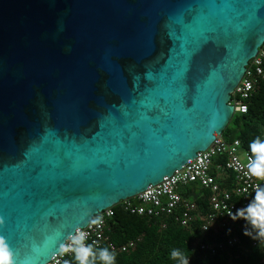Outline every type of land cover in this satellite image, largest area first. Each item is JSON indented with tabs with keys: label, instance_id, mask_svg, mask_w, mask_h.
<instances>
[{
	"label": "water",
	"instance_id": "obj_1",
	"mask_svg": "<svg viewBox=\"0 0 264 264\" xmlns=\"http://www.w3.org/2000/svg\"><path fill=\"white\" fill-rule=\"evenodd\" d=\"M263 45L264 0H0V235L16 264H48L208 150Z\"/></svg>",
	"mask_w": 264,
	"mask_h": 264
},
{
	"label": "trees",
	"instance_id": "obj_2",
	"mask_svg": "<svg viewBox=\"0 0 264 264\" xmlns=\"http://www.w3.org/2000/svg\"><path fill=\"white\" fill-rule=\"evenodd\" d=\"M247 105V113L235 114L222 137L229 143L239 141L241 150L251 153L250 142L257 137L264 140V84L257 87ZM225 162V157L214 159L216 166ZM212 174L217 177L223 191H232L237 187L238 182L232 172H216L213 168ZM179 191L184 199L197 204L201 214L188 227H183L177 219L179 212L172 217L150 218L132 215L122 205L113 208L115 215L109 223L108 232L110 242L118 247L136 242L135 248L115 252L116 264H177L170 258L174 248L182 250L189 257L190 264H264V242L258 241L259 245L254 247L251 236L244 235L243 220H227L226 227L218 226L203 235L202 225L206 215L212 212L208 189L192 183ZM233 239L236 242L231 246L229 241ZM202 243L221 244L222 248L216 247L214 254L200 252ZM104 247L109 248L107 245L101 248ZM72 264H76L74 258ZM97 264L100 262L97 261Z\"/></svg>",
	"mask_w": 264,
	"mask_h": 264
},
{
	"label": "built area",
	"instance_id": "obj_3",
	"mask_svg": "<svg viewBox=\"0 0 264 264\" xmlns=\"http://www.w3.org/2000/svg\"><path fill=\"white\" fill-rule=\"evenodd\" d=\"M261 84H264V45L260 48L258 55L250 61L241 83L232 94L230 105L234 107L235 114L247 113V102L253 97L257 87ZM236 142L229 143L222 136L217 137L208 150L198 153L196 159L189 161L182 170L175 172L170 177H165L162 183L150 186L142 194L128 199L120 205L132 215L150 218L172 217L179 212L177 219L183 227H188L197 218L201 217V214L197 204L184 199L179 190L181 187L197 183L211 192L212 212L206 215V221L202 225L203 235L206 236L218 226L226 227L227 220H232L228 215L247 205L249 199L254 195V185L260 183L264 187V182L245 175L246 164L251 153L242 151L240 142L239 144ZM217 157L226 158L224 165L216 166L214 164V159ZM213 168L216 169V172H232L238 182L237 187L232 191H223L217 177L212 174ZM113 208L97 214L103 216L102 227H87L83 230L89 232L87 242L92 243L95 241V247L101 248L107 245L114 252H126L131 248H135V241L118 247L110 242L108 236L109 223L115 215ZM242 229L245 230V223H243ZM252 241L254 247L259 245L257 240L252 238ZM235 242L236 240L233 239L229 241V245L232 246ZM216 247L222 248V245L202 243L199 251L214 254ZM73 258L72 254L64 256L58 254L48 264H56L57 260L60 261V264H63L64 260H69L72 264Z\"/></svg>",
	"mask_w": 264,
	"mask_h": 264
},
{
	"label": "clouds",
	"instance_id": "obj_4",
	"mask_svg": "<svg viewBox=\"0 0 264 264\" xmlns=\"http://www.w3.org/2000/svg\"><path fill=\"white\" fill-rule=\"evenodd\" d=\"M246 111V109H245ZM217 137V135H216ZM239 144V141L236 142ZM251 156L246 164L245 175L257 181L264 182V140L257 137L249 144ZM111 214V213H109ZM228 216L233 221H245V236L264 242V187L260 183L254 185V195L244 207L236 209ZM103 225V216L96 215L88 227L100 228ZM5 226V219L0 216V228ZM89 232L82 228H76L70 232L64 242L60 243L58 253L60 256L72 254L76 264H116V253L109 248H97L96 242L88 243ZM170 258L177 264H190L189 257L180 249L174 248L170 252ZM0 264H16L15 253L8 244L6 238L0 235ZM56 264H60L57 260ZM63 264H71V261L64 260Z\"/></svg>",
	"mask_w": 264,
	"mask_h": 264
}]
</instances>
